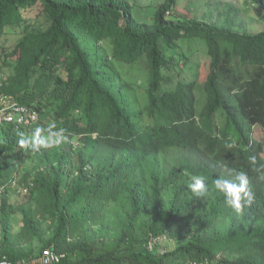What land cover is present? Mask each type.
Masks as SVG:
<instances>
[{"label": "trees", "instance_id": "16d2710c", "mask_svg": "<svg viewBox=\"0 0 264 264\" xmlns=\"http://www.w3.org/2000/svg\"><path fill=\"white\" fill-rule=\"evenodd\" d=\"M130 1L0 0V264H264V30L232 4L155 0L140 22ZM241 172L238 213L214 181Z\"/></svg>", "mask_w": 264, "mask_h": 264}, {"label": "rangeland", "instance_id": "374dc122", "mask_svg": "<svg viewBox=\"0 0 264 264\" xmlns=\"http://www.w3.org/2000/svg\"><path fill=\"white\" fill-rule=\"evenodd\" d=\"M130 2L133 3L134 15L138 21H140V22H151L152 21L153 16H154V7L156 6L155 0H131ZM212 2L213 3L219 2L221 4H232L235 7H237L238 9L246 11L247 12L246 21H247L249 30L252 32H259V31L264 30V21L259 16V14H260L259 5L254 0H212ZM184 4L185 3H183L181 6H179L176 9V12L174 14H170L169 16L173 18V17H177L178 14L185 13L186 11L184 8ZM31 22H32V24H34L36 26L33 29L43 30L46 27V22H45L44 18H41L39 22H35L34 20ZM22 29L21 28H15V29L9 28L8 32L10 34L11 33H16V34H11L10 36H8V38L11 41L16 40L18 38V35H17L18 32H21ZM194 48L197 51V53H200V60L206 61L207 59L205 58V55L203 53V51L205 50L204 46L198 44ZM194 53H195V51H194ZM193 73L194 72L191 71L190 74L192 75ZM188 74L189 73L187 71H185L184 74L182 75V77L186 79ZM27 115H29V114H27ZM29 116H35V118L29 117L31 121H37L38 120V115L36 116L34 114H31ZM39 117H40V120H43L44 118L47 117V115H42ZM55 143H57V142H55ZM57 150H59L61 152L62 150H65V147H63V146L59 147ZM27 199H28V193L26 191H24L23 193H21L19 195L18 203H22V202L26 201ZM0 204H1V202H0ZM16 220H17V217H16ZM0 238H1V229H0Z\"/></svg>", "mask_w": 264, "mask_h": 264}, {"label": "clouds", "instance_id": "9594fccd", "mask_svg": "<svg viewBox=\"0 0 264 264\" xmlns=\"http://www.w3.org/2000/svg\"><path fill=\"white\" fill-rule=\"evenodd\" d=\"M19 143L24 146L28 141L21 139ZM227 147L231 148L232 145L228 144ZM250 160L255 164V157H251ZM205 179L203 176L193 177V182L189 185L191 191L197 196L203 195L206 191ZM214 184L218 190L224 193L226 203L238 213L241 212L244 204H250L254 199V194L249 188L248 177L243 172L239 173L235 180L217 178Z\"/></svg>", "mask_w": 264, "mask_h": 264}, {"label": "built area", "instance_id": "2783aa9c", "mask_svg": "<svg viewBox=\"0 0 264 264\" xmlns=\"http://www.w3.org/2000/svg\"><path fill=\"white\" fill-rule=\"evenodd\" d=\"M27 114H28V112H26ZM4 114L2 113L1 114V117L3 116ZM29 115H31V114H29ZM28 115V116H29ZM30 118H35V116H29ZM6 120L7 121H11L12 120V117L11 116H7L6 117ZM22 121V120H21ZM26 123H29V121H26ZM59 257L56 255V254H54L52 251H50V250H46L45 252H44V255H43V258H42V260H41V262L43 263V264H51V263H53L54 261H59ZM2 264H10V263H8V262H3Z\"/></svg>", "mask_w": 264, "mask_h": 264}]
</instances>
